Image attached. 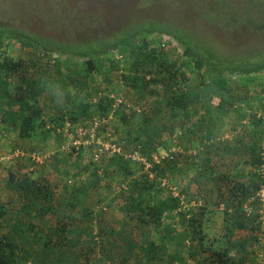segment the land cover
<instances>
[{
  "label": "trees",
  "instance_id": "trees-1",
  "mask_svg": "<svg viewBox=\"0 0 264 264\" xmlns=\"http://www.w3.org/2000/svg\"><path fill=\"white\" fill-rule=\"evenodd\" d=\"M250 7L103 30L88 16L70 42L0 26V133L30 146L9 155L24 154L13 159L24 171L9 172L14 197L0 201V264H264V25L242 21L264 9ZM6 43L18 45L16 60L1 53ZM96 119L123 155L95 163L92 149L72 146L70 134ZM224 119L234 133L221 140ZM52 136L55 162L77 164L59 189L29 158ZM180 158L193 172L185 181ZM216 212L222 239L205 231Z\"/></svg>",
  "mask_w": 264,
  "mask_h": 264
},
{
  "label": "rangeland",
  "instance_id": "rangeland-1",
  "mask_svg": "<svg viewBox=\"0 0 264 264\" xmlns=\"http://www.w3.org/2000/svg\"><path fill=\"white\" fill-rule=\"evenodd\" d=\"M245 6H251L254 9H264V0H0V26L27 30L44 38H57V40L70 42L76 36L87 33L84 30L87 27L85 17L88 16L95 17L96 21L101 24L100 30H103L102 27L111 29L117 24L122 27L126 25L127 20L135 23L142 22L146 16L148 18L151 16V18L158 20L162 18L173 20L178 24L180 19H182L180 16L182 11L190 8H215L220 13L219 17L222 18L227 12L239 13ZM244 10L248 11L247 9ZM173 21L172 23H174ZM242 21H249L254 25H264V15L262 14L261 17L255 14L251 17H249V14L247 16L243 15ZM105 33L107 34V31ZM153 38H156V36H153ZM161 39L163 44L169 42L168 38L163 39L161 37ZM225 39L232 44L234 38L226 36ZM6 45L9 46L2 48L1 53L7 51V56L16 60L20 55L18 45L13 43H6ZM4 129L3 133H0V201L2 203H6L9 198L14 197V194L7 186L9 172L16 174L24 171L21 168V163L16 164V160L10 161L11 158L7 160L8 156L14 150L20 151L21 148L26 151H24V154H29L28 143H21L14 133ZM217 129L218 137L221 140L233 138L234 132H231L230 121L227 119L221 121L217 125ZM163 138L165 139L166 137L164 136ZM194 139L195 135L190 134L183 140V142L189 140V145L184 144L189 151L193 152L197 145V142H193ZM57 140L59 139L54 136L48 138L43 146L46 147L44 154L40 153L44 156L42 158V167H44L43 173L45 177L49 183L59 189L58 186L63 185V182L74 175L77 164L75 159H60L58 163L55 162L53 156L57 152L55 150ZM174 142L176 141L172 143ZM36 149L41 151L42 147L36 146ZM159 155L165 157L166 153L160 149ZM88 159L89 156L85 161L87 162ZM179 161L182 171L186 174L183 179L185 181L188 177L190 178L193 172H190L191 170L185 171L186 166L183 158H180ZM64 169L67 175L63 173ZM87 174L85 173L83 176ZM93 192L96 193L97 191L94 190ZM93 192L91 194H94ZM108 192V189H104L101 196L108 198ZM117 216L115 212L106 215V219L115 229L119 227L114 225L118 219ZM205 220L207 222L205 231L209 234V238L222 239L224 234L222 216L216 212L215 214H208Z\"/></svg>",
  "mask_w": 264,
  "mask_h": 264
},
{
  "label": "built area",
  "instance_id": "built-area-1",
  "mask_svg": "<svg viewBox=\"0 0 264 264\" xmlns=\"http://www.w3.org/2000/svg\"><path fill=\"white\" fill-rule=\"evenodd\" d=\"M121 103V100L117 101L118 105ZM100 124L101 122H99V119H96L93 124L88 126V128H79L75 134H70V140L72 141V146L75 147V149L83 148L84 150H93L91 159L95 163H98L101 158H110L116 155L124 154L123 148L116 142L113 132H107L106 134L99 136L98 129L100 128ZM16 158H24V154L15 152L12 156H8L7 160L12 161ZM29 158L35 164H42L43 157L40 154L33 153L29 155ZM127 158L132 163L143 165L144 170L146 171L151 168L146 159L142 158L137 152L128 154ZM162 158H166V156H162ZM154 160L156 164L159 163V159L157 157H155ZM258 197L260 201L264 203V189L260 191Z\"/></svg>",
  "mask_w": 264,
  "mask_h": 264
}]
</instances>
